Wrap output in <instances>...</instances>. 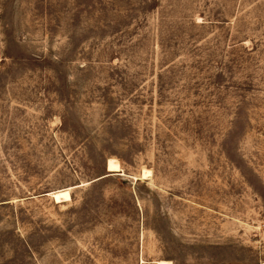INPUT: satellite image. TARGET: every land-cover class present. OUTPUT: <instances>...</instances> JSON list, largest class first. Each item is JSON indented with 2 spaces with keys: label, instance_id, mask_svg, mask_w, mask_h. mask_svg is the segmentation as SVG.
<instances>
[{
  "label": "rangeland",
  "instance_id": "1",
  "mask_svg": "<svg viewBox=\"0 0 264 264\" xmlns=\"http://www.w3.org/2000/svg\"><path fill=\"white\" fill-rule=\"evenodd\" d=\"M158 260L264 264V0H0V264Z\"/></svg>",
  "mask_w": 264,
  "mask_h": 264
},
{
  "label": "bare ground",
  "instance_id": "2",
  "mask_svg": "<svg viewBox=\"0 0 264 264\" xmlns=\"http://www.w3.org/2000/svg\"><path fill=\"white\" fill-rule=\"evenodd\" d=\"M107 169L111 174H119V175H124L122 172V167L120 166V163L118 160L114 158H110L107 163ZM152 171L145 169L141 175L142 179H147L151 177ZM75 187H68L64 189H59L56 191H52L48 193V196H51L55 202L57 203H64V202H70L72 201V195H71V190ZM156 264H173L172 261L170 260H158L155 261Z\"/></svg>",
  "mask_w": 264,
  "mask_h": 264
},
{
  "label": "water",
  "instance_id": "3",
  "mask_svg": "<svg viewBox=\"0 0 264 264\" xmlns=\"http://www.w3.org/2000/svg\"><path fill=\"white\" fill-rule=\"evenodd\" d=\"M107 172H108L107 174H111V173L108 171V169H107ZM101 178H103V177H101Z\"/></svg>",
  "mask_w": 264,
  "mask_h": 264
}]
</instances>
